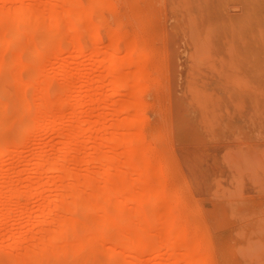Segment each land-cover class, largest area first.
I'll return each mask as SVG.
<instances>
[{"label": "rangeland", "instance_id": "obj_1", "mask_svg": "<svg viewBox=\"0 0 264 264\" xmlns=\"http://www.w3.org/2000/svg\"><path fill=\"white\" fill-rule=\"evenodd\" d=\"M81 3L77 14L72 10L73 18L71 5L64 0H0V13L7 11L9 16L18 17L22 10H27L26 17L48 19L49 26L53 18L62 22L56 38L47 42L51 35L47 31L49 26L44 29V24L39 27L34 22L36 28L31 18L26 21L29 24L23 25L32 34L28 32L31 38L26 33L20 40L0 14V38L10 30L9 36L5 35L6 42L0 46L3 68L9 67L10 73L9 84L6 74H2L4 71L0 73V94L4 91L2 96H6L3 99L0 95V264H29V259L36 256L43 257L40 264H121V261L122 264H264V0H104V4L81 0ZM95 3L98 7H93ZM68 16L71 24L63 22ZM79 39L82 50H76ZM117 40L121 41L118 46L122 49L118 64L127 57L126 47L123 50L122 46L126 42L132 45L129 58L134 60L127 57V65L123 61L115 69L117 61L114 65L111 61L99 60L112 52ZM137 51L145 55L138 61ZM142 68L146 75L141 73ZM138 72L145 75L141 79V74L138 75V81L144 84L140 90L136 88V97L141 94L139 99L144 104L143 112L138 111L144 120H133L134 109L121 111L134 102L133 93L126 88L123 94H117L113 83L118 77L131 81ZM41 96H49L51 103L48 115L43 111L46 117L41 110L38 112L46 103L40 102ZM75 114L79 120L67 123ZM52 115L59 117L51 122ZM42 120L48 121L46 131L39 127ZM138 131L143 134L142 144L148 146L144 145L147 147L144 154L152 156L141 155V161L152 165L158 173L161 171L151 174L153 178L160 176L158 179L162 176L163 182H152L154 186L163 184L161 187L167 195L160 193V197L167 196L169 205L164 207L167 205L164 199V206L163 203L158 204L160 207L148 204L152 207L150 215L154 216V222L142 217L149 214L147 203L150 201L144 207L148 213L137 208L140 218L146 219L142 222L148 223L147 228L141 226L148 231V238L157 235L158 239L168 234L167 225L172 230L170 236L175 237L176 250L172 251L176 253L169 256L156 243L161 247L159 255L144 248L143 254H131L128 235L120 241L116 234L110 242L104 239L108 233L103 232L102 242L98 233L99 237H93L99 242H94L93 237L92 241L88 239L89 243L97 242L96 250L81 235L88 251L54 261L49 252L54 244L50 237L54 233L64 232L74 219L90 229L95 227L90 226L95 221L108 216L104 215L107 210H99L100 205L97 210L93 203L95 209H91V201L86 202L90 205L89 211L81 201L79 216L71 214L70 209L75 206L70 196L74 199L76 195L64 188L70 186L77 194L76 188H72L77 184L75 180L84 181L92 175L94 179L89 181L91 184L88 182L89 187L83 186L88 180L76 185L81 191L84 189V193L79 192L83 194V201H87L85 196L95 192V187L91 188L94 181L98 189L100 185L105 186L110 179L105 180L100 155L115 158L116 163L110 170L115 176L109 181L111 187H117V191L139 190V179L135 178L138 175L129 166L130 160L127 165L128 151L121 145L129 137L135 138ZM75 134L78 137L71 144ZM92 156H99L98 162L90 161ZM56 162L59 166H55ZM61 164L65 167L61 168ZM71 171L74 177L69 179ZM63 172L70 177H64ZM119 174L121 178L117 179ZM144 177L140 179L145 180ZM63 189L70 196L62 198L71 200V208L66 205L67 208L61 209L59 202L54 201L61 197L60 193L66 196ZM115 195L113 199L118 200L126 220L130 219L127 222L131 221L134 226L137 223L135 227L142 224L136 219V203H127L123 196ZM159 220L165 228L159 225L162 223ZM115 222L109 229L118 227L116 233H120L122 224L115 225ZM62 223L69 226L65 228ZM75 231L74 228L63 233L65 239H62L70 238L68 241L72 243L79 238L80 231L78 234ZM180 233L186 236L185 241L181 239L184 242L177 237ZM113 250L119 253L118 263L111 262L109 254ZM23 257L28 262H23Z\"/></svg>", "mask_w": 264, "mask_h": 264}, {"label": "bare ground", "instance_id": "obj_2", "mask_svg": "<svg viewBox=\"0 0 264 264\" xmlns=\"http://www.w3.org/2000/svg\"><path fill=\"white\" fill-rule=\"evenodd\" d=\"M66 3H68V4H70L71 6H70V8H71V13L74 11V13L76 12V14L78 13L77 12V10L80 8V5H82V3H81V0H64ZM102 2L103 4H104V0H92V2ZM107 1V0H106ZM109 3V2H108ZM94 4V3H93ZM96 4V3H95ZM98 4V3H97ZM95 5V6H93V7H98V5ZM100 4V3H99ZM105 4H106V2H105ZM101 5V4H100ZM107 5V4H106ZM107 6H109V4L107 5ZM87 8H88V6H87ZM91 9V8H90ZM73 10V11H72ZM88 10V9H87ZM23 12L21 13V15L20 16H18V17H14V16H9V14H7V11H4V12H1L0 14L2 15H0L1 17V19H6V21L8 22H6V21H4L5 23H7L8 25H10V26H12V30L14 31V33H15V38H17V39H20L21 40V37H22V39L28 34V32L29 31H27V30H25V27L23 26V25H25L27 22V20H31V18L32 17H30V18H28L29 16H27L26 17V14H25V12L27 11V10H22ZM74 13H72L73 14V16L75 15ZM5 14V15H4ZM7 14V15H6ZM72 14H71V16H72ZM70 16V17H71ZM7 17V18H6ZM26 17V18H25ZM69 17V16H68ZM67 17V18H68ZM69 17V18H70ZM14 18V19H13ZM66 18V19H67ZM73 18H75V16L73 17ZM43 18H40L39 17V19L38 18H32V20H31V23H33L32 25H37V24H39V27H40V24L41 25H43V27H45L44 29H46L47 28V26H49V24H48V19H45V20H42ZM54 20H52L53 22H51V21H49L50 22V28L48 27V30L47 31H51V35L49 36V41H47V42H51L52 41V39L53 38H56L55 36H57V33L59 32V28L61 27H59V25H62V24H60V23H62L61 22V20L59 21L58 19L59 18H53ZM66 19H62L63 20V22L65 21L66 23H70L71 24V18L70 19H67V21H66ZM42 20V21H41ZM47 20V21H46ZM50 20V19H49ZM28 21V23L27 24H29L30 22ZM99 21V20H98ZM25 22V23H24ZM34 22H35V24H34ZM37 22V23H36ZM64 22V23H65ZM103 22V21H102ZM67 24V25H68ZM31 25V24H30ZM29 25V26H30ZM36 25L34 26V27H36ZM46 25V26H45ZM65 25V24H64ZM69 27L71 26L72 27V25H68ZM24 27V28H23ZM42 27V28H43ZM5 28H6V26H5ZM37 28V27H36ZM42 28H40V29H42ZM7 29V28H6ZM8 29H9V27H8ZM32 29H35V28H32ZM44 29H43V31H44ZM71 30H73V31H76V30H74V29H71ZM10 31V30H9ZM9 31L7 30L6 31V33H5V35L7 36L8 34H9ZM25 31H27V32H25ZM33 31V30H32ZM41 31V30H40ZM60 31H61V29H60ZM44 32H46V30L44 31ZM27 33V34H26ZM30 33V32H29ZM33 33V32H32ZM25 34V35H24ZM31 34V33H30ZM5 35H3V38H0V46H1V44L2 43H4V42H6L5 41ZM32 35V34H31ZM59 35V34H58ZM9 36V35H8ZM30 35L28 34V37H29ZM40 36V35H39ZM27 37V38H28ZM79 37V36H78ZM29 38H31V37H29ZM28 38V39H29ZM7 40H8V38H6ZM78 39V38H77ZM76 39V40H77ZM54 40V39H53ZM120 42L121 41H115V46L113 47V49H112V52H109V53H107V54H105L103 57H101L100 58V60L99 61H111L113 64L116 62L117 64L115 65V66H113L115 69L116 68H118L119 67V65L121 64V62L123 63V61L124 60H122L121 62H120V64H118V56H119V53H120V50H122L121 48H119V46L121 45L120 44ZM7 43H8V41H7ZM27 43V42H26ZM127 43V42H126ZM125 43V44H126ZM28 44V43H27ZM120 44V45H119ZM122 45L123 46V50H125L124 49V46L126 47V52L125 53H127V54H125V56H127L126 58H127V60H130V58H129V56H130V53H129V51H132L133 50V48H132V45L130 44V43H127L126 45ZM119 45V46H118ZM131 46V47H130ZM1 48V47H0ZM83 49V43L80 41V39L77 41V44H76V50H82ZM132 49V50H131ZM20 55V54H19ZM33 56V55H32ZM15 57H16V54H15ZM24 57V56H23ZM145 57V55H144V53L142 52V51H137V53H136V55H135V59H137V61L138 60H141V58H144ZM13 58V57H12ZM26 58V57H25ZM126 58H124L125 59V64L123 63V65H127V63L129 62H127L126 61ZM17 59V58H16ZM132 59V58H131ZM20 60H21V58H20ZM19 60V61H20ZM132 60H134V59H132ZM15 63H16V61H14ZM21 62V61H20ZM3 63H4V59L1 57V59H0V73H1V71H4V73L2 72V74L5 76V74H6V80H7V84H9V75H10V73H9V67H4L3 68ZM23 63V62H22ZM20 64V63H19ZM30 64V63H29ZM5 65V64H4ZM7 65V64H6ZM5 65V66H6ZM37 65V64H36ZM122 66V65H121ZM3 68V69H2ZM149 69V68H148ZM143 70V68L141 69V73L143 74V73H145V75H146V72H145V70H144V72L142 71ZM147 71V70H146ZM149 71V70H148ZM12 72V71H11ZM25 73V72H24ZM141 73H137V75H136V77H133L132 79H131V81H127L125 78H115L114 80H116V81H114L113 83H114V86L116 87V89H117V94H123V92H125L127 89H129V90H131V92L133 93V96H131V98L132 97H134V98H132L131 100H133L134 102H131V103H129V104H127L126 105V109H125V107H123L122 109H121V111L124 109V111L123 112H126V111H128V110H133V120H140V118H142V120H144V118L143 117H141L140 115H141V113L143 112H141V109H142V106L144 105H142V100L141 99H139L140 97H139V95H141V94H139L138 95V97H136L137 95L136 94H138V91H136L137 89H141L140 87H142L143 86V84H144V82H142L141 80V83H140V81H138L139 80V77H138V75H140ZM140 75V79L142 78V76H145V75ZM24 78H26L25 76H24ZM28 78V77H27ZM121 79V80H120ZM124 79V80H123ZM135 79V80H134ZM27 80H29V79H27ZM31 80H32V78H31ZM35 80V79H34ZM39 80V79H38ZM144 80V79H143ZM37 80H35V82H36ZM126 81L128 82V84L126 83ZM134 81V82H133ZM27 82V81H26ZM25 82V83H26ZM129 83H130V86H129ZM131 83H133V84H131ZM6 84V85H7ZM142 84V85H141ZM35 85V84H34ZM32 87H33V85H31ZM30 86V87H31ZM29 87V88H30ZM145 87V86H144ZM127 88V89H126ZM137 88V89H136ZM143 88V87H142ZM2 91V90H1ZM46 91V90H45ZM136 92V93H135ZM141 92V91H140ZM139 92V93H140ZM3 93H4V91H3ZM3 93H1L0 95L2 96V94ZM44 93V92H43ZM129 93H130V91H129ZM132 93L130 94V95H132ZM47 93L45 92V94L44 95H46ZM3 95H5V94H3ZM38 95H40V94H38ZM37 95V96H38ZM43 96V95H42ZM41 96V97H42ZM5 98L6 96H2V98ZM3 98V99H4ZM37 98V97H36ZM36 98H35V100H36ZM43 99V101H40V102H44V101H46V103L44 104H42V106L43 105H49L48 107L47 106H43V108H42V106L40 107V105H39V107H40V109L38 110V112L40 111V112H45L46 111V113H47V115H48V112L50 111V109H49V107L51 108V103H50V101L48 100L49 99V96H47V97H42ZM47 99V100H45V99ZM38 99V98H37ZM34 100V101H35ZM36 102V101H35ZM39 102V101H38ZM37 102V103H38ZM36 103V104H37ZM5 104V103H4ZM40 104V103H39ZM129 106L131 107V106H134V108L132 107V108H130L129 109ZM42 108V109H41ZM46 108V109H45ZM8 109H9V106H8ZM48 110V111H47ZM138 111H140L141 113L139 114V112ZM9 112V111H8ZM39 112V113H40ZM44 112L42 113L43 115H44ZM42 114H39V115H42ZM46 114L44 115L45 117L47 116ZM59 116L58 115H52L51 116V118H50V120L49 121H55L57 118H58ZM79 120V118H78V116L75 114L67 123H74V122H77ZM50 122V123H51ZM123 123V125H127V123H125L124 121L122 122ZM35 125H36V123H35ZM39 127H41L44 131H46V130H48V127H49V124H48V121L47 120H42V122L39 124ZM123 127V126H122ZM140 130H141V128H139ZM79 134V133H78ZM76 135V136H75ZM73 137H72V142H71V144H73L75 141H76V139H77V137H78V135L77 134H75ZM134 135V134H133ZM140 135V136H139ZM143 135V134H142ZM141 135V133H139V131H138V134H135V136H133V137H135V138H132V139H130V137H129V140L127 139V140H124L125 142H126V144L125 145H123V143H124V141L121 143V145L124 147L125 146V148L126 149H124L125 151H128L127 153V156H126V159H127V157H129L130 159H127L126 160V162L128 161V160H130V162H129V166H132V169L134 170L133 172H134V174L135 175H138V176H135V178H138L139 179V184H138V187L140 186V188H139V190H133L134 192H132V190H130L129 192H127L128 190H122V189H120L121 190V192H119V191H117V187H114L113 185H112V187L110 186L111 184H109V183H111V182H109L110 180H111V178L112 177H115L114 176V174L112 175V172L110 171L111 169H113V167H114V165H115V158H112L111 156L110 157H108L107 155H100V157H101V161H99V164H100V162H102V164H103V166L104 167H102V165H101V167L104 169L103 170V173H104V177H105V180L107 181V180H109V181H107L108 183H106V185L105 186H103V187H105V189H103V187H102V185H100V187H99V189H98V187H96L97 185H96V181H94L95 182V184H94V186H91V188L92 189H94V187H95V192H94V194L92 193V194H90V196H87V198H86V196H85V199H87V201L85 200V201H83L84 199V197H83V194L82 193H84V189H82V191H81V189H78V187H76V185L77 186H79L80 185V183H85L86 182V180H88L87 181V185L86 184H83V186H86V187H89V185H88V182L89 181H93V179H94V177L92 176V175H88V177H87V179L85 180V179H83L84 181H81L80 179V177H76V178H80L79 180L77 179V180H75V182L77 183L76 185H74L75 183H73V185H74V187L72 186V188H76L75 189V191H78V192H76L77 194H74L73 192H72V189L70 188V186H68V187H64V188H69V190L71 191L70 193H71V195H73V196H78V198L80 197V199L81 200H79L76 196L74 197V199H72V197L70 196V198H71V200H74L73 202H74V206H75V208H73L72 206H73V203H71V200H64L62 197H66V198H69V196L67 195L68 194V189L66 190V189H63V190H65L66 192H65V194H66V196L65 195H61V193H60V196L61 197H58L57 199H54V201H58L59 202V204H57L56 202L55 203H53V204H57V205H60V206H58V207H60L61 209H64V207L67 205H69L70 206V208L72 209H70V213L71 214H73V215H78V212L80 213V211L82 210V207L80 206V204L78 205V203L79 202H81L82 201V204L83 205H85V207H86V209H87V211H89V209H90V205L92 206V208L91 209H95V207L97 208V210L100 208V206H101V209H99L100 211L102 210V211H106V214H104V215H108L107 217L106 216H104L103 215V217H106V218H102L103 220L102 221H100V222H98V220H97V222L95 221L94 223H95V225H94V223H93V221H92V225H90V224H88L87 225V227H89V225L90 226H95V227H90V229H86L85 227H84V224H82V223H80V225L76 222L77 221V219L75 220H72V222L71 221H69V222H71V224H70V226H69V224L67 223V226H69V227H67L66 226V224L65 223H62V224H65V228L67 227V229L69 230V231H72V229L74 230V228H75V232H76V234H78V232L80 231V233H79V238H76V240L74 241V240H72V243H71V241H70V243H69V241H68V239L69 240H71L70 238H67L66 240H63V239H65L64 238V236L63 235H65V234H63V233H66V232H68L69 233V231L67 230V229H63L64 230V232H59V233H54V237H53V235L50 237L51 239L53 238V241H54V244H53V242H52V240L51 239H49L50 241H51V243L53 244H48V243H46V242H49V240L48 241H46L45 243V245H48V246H50V245H52L51 246V250L49 251V252H51L52 254L51 255H53L52 256V258H55V259H53L54 261H56V259L58 260V259H70L69 258V256H71L72 254L75 256V255H80V254H78L79 252L81 253V251H85L86 252V250H87V246L89 245V247L91 248V249H95L96 250V248L98 247L97 245L98 244H96V243H94L95 241H97L98 240V242H99V239H94V237H99V235H96L97 233L98 234H101V236H100V241L102 240L101 239V237H103L104 238V235L103 234H107L108 233V235H110L109 237H108V235H107V237L106 238H104L105 240L107 239H109L110 240V242H112V239H111V237L112 238H116V234H117V238H118V236H120L119 237V239H120V241H122L121 239H122V237L125 235V236H129L130 237V239H129V237H128V239H129V241L130 242H128L129 244H128V250H129V252L132 254V253H136L137 252V254L138 253H142V251H143V253H145L146 251L144 250V249H148L147 251H154V252H157L158 253V255H159V253H161V251L159 252V250L161 249V247H160V245L159 246H157V244L156 243H160L161 245H162V247H164L162 250H164V251H166L168 254L167 255H174V253H176V251H172L173 249H175L176 250V245H175V241H174V239H175V237L172 239V237L170 236V234L171 235H173L172 234V230L170 231V228L166 225V229H165V231L168 233V234H166V233H164V234H162V235H160L159 236V241H158V239H157V235H152L153 236V238H156V239H153L152 238V236H150L149 235V237H151L152 239H150V238H148L147 236H146V234H149L148 233V231H146L145 232V230H144V228H142V226L144 227V225H145V227L147 226V224L148 223H146V222H144V224H143V222H142V220H145L146 221V219L147 220H152V221H150V222H154L153 221V217L154 216H151L152 215V213L150 212L151 211V208L149 207V205L150 204H152L151 206H153V207H158L159 205L158 204H161V203H163V199H164V201L166 200V203H167V205L165 204V203H163L162 204V206H164V204L166 205V206H164V207H168L169 208V205H168V200H167V196H164V195H167V192H166V190L163 188V187H161V185H163V184H158L157 186L155 185L154 186V184L156 183H160V181H162V180H160V179H162V176H161V178L160 179H158L159 177H155L156 179H158V180H156L155 178H153L154 176L152 175L153 173H158L156 170H155V168H153L152 167V165L151 166H149L146 162H142L141 161V159H142V157H141V155H144L145 157L148 155V156H150L149 154H144L145 153V148H147L148 146L146 145V144H142V139L140 138V137H143ZM141 139V140H140ZM141 141V142H140ZM140 145H145V146H147V147H143V146H140ZM140 146V147H139ZM66 149H68V148H66ZM130 154V155H129ZM9 155V152L8 153H6V156H8ZM143 156V157H144ZM94 156H92V158H93ZM99 157V156H98ZM98 157H94L93 158V160H90V161H94V162H98V160H96V158H98ZM150 157H152V156H150ZM91 158V159H92ZM149 158V157H148ZM153 159V158H152ZM89 160V159H88ZM51 160H49L48 161V163H51V165H54L53 163H52V161L50 162ZM150 161H151V158H150ZM57 163L58 162H56V165L55 166H59V165H57ZM145 163L148 165V167H146L145 166ZM65 165V164H64ZM64 165H60V167L62 166H64ZM127 165H128V162H127ZM50 166V165H49ZM48 166V168L49 169H51V167H49ZM59 167V168H60ZM61 167V168H62ZM65 167V166H64ZM53 169H54V171H55V168L54 167H52ZM159 168V167H158ZM157 169V168H156ZM63 171L65 170V169H62ZM136 170V171H135ZM158 170V169H157ZM160 170H161V168H160ZM65 171H67V169L65 170ZM70 171V170H69ZM163 171V170H162ZM59 172V171H58ZM144 172H146L147 174H150L152 177H150L149 175H147L146 173H144ZM144 173V174H143ZM152 173V174H151ZM159 173H161V171L159 172ZM158 173V174H159ZM63 174H64V172H63ZM74 173L71 171V175L70 176H72V177H70L69 176V174L68 173H65L64 174V177H65V175H67V177H70L69 179H71V178H73L74 177V175H73ZM76 174V173H75ZM112 175V176H111ZM121 174H119L118 175V178L117 179H119V178H121V176H120ZM141 175V176H140ZM92 176V177H91ZM144 176H146V179H147V181H146V179L144 180H141L140 178H145ZM60 177V176H59ZM63 178V177H62ZM85 178V177H84ZM109 178V179H108ZM73 180V179H72ZM73 180V181H74ZM142 181V183H140L141 181ZM148 180L151 182H148ZM79 181H80V183H79ZM152 181H156L155 183L154 182H152ZM163 182V181H162ZM150 183V184H149ZM154 183V184H153ZM72 184V183H71ZM79 184V185H78ZM89 184H91L90 182H89ZM108 184H109V188H106V186L108 187ZM151 184H152V186H151ZM96 185V186H95ZM146 185H150L149 187L147 186L146 187ZM82 186V185H81ZM99 186V185H98ZM144 186L146 187V188H144ZM154 186V188L152 189V188H150V187H153ZM102 187V188H101ZM161 187V188H160ZM111 188V189H110ZM100 189H101V193L99 192L100 191ZM113 189V190H112ZM160 189H163L162 190V192H161V190ZM98 190V191H97ZM103 190H104V192H103ZM140 190H141V192H140ZM79 191H81L82 193L80 194V192ZM113 191V193L111 194V192ZM59 192V191H58ZM57 192V194H59ZM119 192V193H118ZM123 192V193H122ZM124 192L126 193V195L124 194ZM132 192V193H131ZM135 192H137V194H135ZM140 192V193H139ZM69 193V194H70ZM116 195H118L119 197H121V196H123V194H124V196H123V199H125V200H123V201H125V202H127V203H130V202H133L134 204L136 203V205H137V207H136V205H135V208H136V211H137V217H136V219L137 220H139V221H137V222H142V224H140V225H138V227H135L136 225H137V223H135V226L133 225V223L130 221V222H127V220L129 221L130 219H127L126 220V218H125V213L123 212V210H121L120 209V204L117 202L118 200H115V199H113V198H115L114 197V195L115 194ZM118 193V194H117ZM122 193V194H121ZM131 193V194H130ZM160 193H163L164 195H163V197H165V198H161L160 196H162V194L160 195ZM166 193V194H165ZM85 194H86V192H85ZM103 194H104V196H103ZM114 194V195H113ZM79 195H82V197L81 196H79ZM93 196V198H91L92 196ZM112 195V196H111ZM115 195V196H116ZM54 196V195H53ZM58 196V195H57ZM89 197V198H88ZM117 197V196H116ZM53 198H55V197H53ZM60 198L61 199H63L62 201L60 200ZM76 198V199H75ZM78 199V200H77ZM89 199H91V200H89ZM94 199V200H93ZM161 199H162V201H161ZM51 201L49 202V203H52V199H50ZM60 200V201H59ZM88 201H91L90 202V205L89 204H87L86 202H88ZM94 201V202H93ZM98 201V202H97ZM150 201V202H149ZM63 202H64V205H63ZM147 202H149V203H147ZM152 202V203H151ZM61 203V204H60ZM72 205H71V204ZM86 203V204H85ZM89 203V202H88ZM95 204L96 206L94 207V205H92V204ZM97 203H98V205H97ZM100 203V204H99ZM146 203H147V205H148V208H147V205H146ZM155 204V205H154ZM50 205H52V204H50ZM89 205V207L87 208V206ZM100 205V206H99ZM120 205V206H119ZM53 206V205H52ZM64 206V207H63ZM67 206L65 207V208H67ZM97 206H99V208L97 207ZM146 206V208L147 209H149L148 210V212H149V214L147 215H145V216H142V217H145V218H140L141 216H139V213H138V210L139 211H141L140 209H142V212L143 213H148L147 211L145 212L144 210H147V209H145L144 207ZM51 207V206H50ZM81 207V208H80ZM160 207V206H159ZM52 208H54V207H52ZM51 208V209H52ZM137 208H139L138 210H137ZM144 208V209H143ZM167 208V209H168ZM50 209V208H49ZM48 209V210H49ZM93 209V210H94ZM67 210H69V209H67ZM80 210V211H79ZM50 211V210H49ZM101 211V212H102ZM109 211V212H108ZM114 211H116V212H114ZM118 211V212H117ZM107 212H108V214H107ZM109 213H111V214H109ZM70 214V215H71ZM125 214V215H124ZM151 214V215H150ZM110 215V216H109ZM141 215V214H140ZM149 215L152 217H149ZM79 216V215H78ZM127 216V215H126ZM115 217V220L113 219ZM139 217V218H138ZM136 219H135V221H136ZM155 219H157V218H155ZM116 221L117 220V223H119V224H122V228H120L121 230H120V233H116V232H118V230L119 229H117L115 226H114V228H111V229H109L110 227H111V225H112V222L114 223V221ZM135 221H133V222H135ZM149 221H147V222H149ZM65 222V221H64ZM149 222V224H153V223H150ZM159 222H162L161 220H159ZM159 222L157 221L156 223H157V225L159 224ZM74 223H75V225H74ZM90 223V222H89ZM116 222H115V225H119V224H117ZM129 223H131V224H129ZM155 223V224H156ZM60 224H61V222H60ZM60 224H59V226H60ZM79 226H78V225ZM161 224H163V222L162 223H160L159 225H161ZM142 225V226H141ZM62 227H63V225H61ZM78 227V229H79V227H81L80 228V230H78V229H76L77 227ZM84 228H83V227ZM86 226V225H85ZM71 227V228H70ZM113 227V226H112ZM162 227H164V224L162 225ZM70 228V229H69ZM147 228V227H146ZM165 228V227H164ZM169 228V229H168ZM114 231H113V230ZM108 230H111L110 231V233H112V231L114 232V233H112L113 235H111L110 233H109V231ZM147 230V229H146ZM167 230H169V231H167ZM102 231V232H101ZM108 231V232H107ZM74 232V233H75ZM83 232V234H81ZM100 232V233H99ZM104 232V233H103ZM73 233V234H74ZM103 233V234H102ZM63 234V235H62ZM166 234V237L164 236ZM55 235H57L56 237H55ZM81 235H82V237H85V239L86 240H91L90 238L91 237H93V240H94V242H92L91 243V241H90V243H89V240H88V243L87 242H85L84 240H83V238L81 237ZM114 235H115V237H114ZM61 236V237H60ZM77 236V237H78ZM124 236V237H125ZM181 236V237H180ZM183 236H184V238H183ZM71 237H72V235H71ZM75 237V236H74ZM160 237H163L164 238V240H162V239H160ZM178 239H179V241H182V242H184L185 240H186V236L183 234V233H180V235L178 234ZM60 238H61V240L63 241V243H59L58 241L60 240ZM63 238V239H62ZM125 238H127V237H125ZM56 239V240H55ZM72 239H74V238H72ZM103 239V240H104ZM181 239H183V240H181ZM61 240H60V242H61ZM81 240H83V241H81ZM118 240V239H117ZM125 240V239H124ZM162 240V241H161ZM74 241V242H73ZM113 241L116 243V241L113 239ZM157 241V242H156ZM161 241V242H160ZM102 242V241H101ZM113 242V243H114ZM64 243H66V244H64ZM69 243V244H68ZM88 245H87V244ZM112 243V244H113ZM63 244V245H62ZM92 244H94V245H92ZM117 244V243H116ZM118 244H119V242H118ZM117 244V245H118ZM120 244H121V242H120ZM39 245H43V244H38V246ZM61 245V247H59ZM65 245V246H64ZM67 245V246H66ZM96 245V246H95ZM114 245V244H113ZM47 246V247H48ZM92 246V247H91ZM116 246V245H115ZM43 248H47V247H44V246H42ZM41 247V249H43ZM56 247V248H55ZM65 247L67 248V251H66V249H65ZM88 247V248H89ZM118 247V246H117ZM121 247V246H120ZM124 247H127V246H124ZM140 247H141V249H140ZM48 248H50V247H48ZM61 248H63V249H61ZM144 248V249H143ZM158 248H160V249H158ZM41 249L39 250V251H41ZM55 251H54V250ZM90 249V250H91ZM139 249L141 250V252L139 251ZM143 249V250H142ZM45 249H43V251H44ZM62 250V251H61ZM95 250H92V251H95ZM98 251H99V249H97ZM112 250V249H111ZM46 251H48V250H45V252ZM54 251V252H53ZM56 251H58V253L56 252ZM84 251L81 253V254H83L84 253ZM88 251V250H87ZM114 251V252H113ZM113 251H110V259H111V262L113 263V262H116L117 261V263H118V254H116L115 253V250H113ZM139 251V252H138ZM145 251V252H144ZM163 251V252H164ZM42 252V251H41ZM44 252V253H45ZM78 252V253H77ZM166 252H164V254L166 253ZM44 253H40L41 254V256L44 254ZM54 253V254H53ZM74 253H76V254H74ZM142 253V254H143ZM171 253H173V254H171ZM93 254V253H92ZM116 254V255H115ZM155 254V253H154ZM27 255V254H26ZM51 255H50V257H51ZM157 255V254H156ZM155 255V256H156ZM157 255V256H158ZM166 255V256H167ZM120 256L121 255H119V258H120ZM27 257V256H26ZM31 258V256L29 255L28 256V258ZM168 257V256H167ZM43 258V257H42ZM42 258L41 257H38L37 258V256H36V258H33V260H31V259H29L30 260V263L29 264H40V263H42ZM23 260V262H28L26 259H25V257H23L22 258ZM24 259H25V261H24ZM34 259H38L37 261H38V263H36L37 261L36 260H34ZM39 259H41L40 261H39ZM45 259V258H44ZM122 259V258H121ZM168 259H170V257L168 258ZM173 259V258H172ZM120 260V259H119ZM21 261V260H20ZM20 261H19V263H20ZM34 263H33V262ZM59 261V260H58ZM22 262V263H23ZM120 262V261H119ZM122 262L123 261H121L120 263L122 264ZM55 263V262H54ZM25 264V263H24ZM45 264V263H44Z\"/></svg>", "mask_w": 264, "mask_h": 264}]
</instances>
